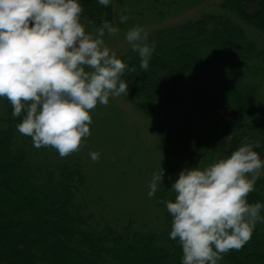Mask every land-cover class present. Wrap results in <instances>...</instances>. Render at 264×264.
Masks as SVG:
<instances>
[{
    "label": "trees",
    "instance_id": "obj_1",
    "mask_svg": "<svg viewBox=\"0 0 264 264\" xmlns=\"http://www.w3.org/2000/svg\"><path fill=\"white\" fill-rule=\"evenodd\" d=\"M112 3L81 0L86 30L112 20ZM223 9L264 33V0H226ZM156 48L149 69L130 50L118 57L136 71L122 76L125 96L145 115L157 119L161 140L186 157H229L244 137L264 160V45L228 17L206 14L196 21L148 36ZM168 109L173 115L164 120ZM7 102L0 117V264H181L182 248L169 238L172 217L161 201L174 200L172 171L164 169L158 206L162 230L137 229L130 220L121 228L90 212L86 178L79 164L40 159L18 143ZM250 204L264 203V175ZM264 215V211L261 212ZM218 264H264V223L240 249L223 254Z\"/></svg>",
    "mask_w": 264,
    "mask_h": 264
},
{
    "label": "clouds",
    "instance_id": "obj_2",
    "mask_svg": "<svg viewBox=\"0 0 264 264\" xmlns=\"http://www.w3.org/2000/svg\"><path fill=\"white\" fill-rule=\"evenodd\" d=\"M96 2L107 7L112 0ZM83 11L81 0H0V98L10 102L14 117L22 116L19 133L36 148H55L61 157L77 151L91 134L90 110L108 105L110 96H128L122 76L136 71L105 42L119 28L105 20L93 34L86 28L94 22ZM127 20L119 16L120 23ZM124 40L147 71L155 41L148 42L143 26L129 28ZM260 147L244 137L229 157L179 172L169 188L175 199L161 202L172 217L169 238L182 248L181 264H218L264 223V203L247 200L264 175V160L254 150ZM89 156L97 161L100 153ZM164 176L162 168L152 174L148 197L164 186Z\"/></svg>",
    "mask_w": 264,
    "mask_h": 264
},
{
    "label": "rangeland",
    "instance_id": "obj_3",
    "mask_svg": "<svg viewBox=\"0 0 264 264\" xmlns=\"http://www.w3.org/2000/svg\"><path fill=\"white\" fill-rule=\"evenodd\" d=\"M226 0H114L111 23L119 28L105 42L117 58L126 54L130 46L125 42L126 31L143 26L148 36L163 29L190 21L203 15H222L240 25L249 38L264 45V33L254 29L223 9ZM128 20L120 23L119 16ZM95 31V30H94ZM93 31V34H94ZM88 70V69H86ZM8 100L0 98V117L4 115ZM166 110L163 119L173 115ZM92 123L90 135L82 138L79 149L66 157L51 147L36 148L30 137L20 134L18 143L26 145L32 154L53 163L79 164L86 178L85 189L90 212L112 226L121 228L133 220L137 229L162 230L165 227L164 211L158 206V191L148 197V185L152 174L168 166L172 176L184 168L207 167L216 157H186L159 138L157 119L143 114L135 104L122 94L109 97L108 105L97 104L90 110ZM98 152L100 158L93 161L89 153Z\"/></svg>",
    "mask_w": 264,
    "mask_h": 264
}]
</instances>
